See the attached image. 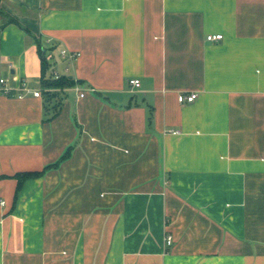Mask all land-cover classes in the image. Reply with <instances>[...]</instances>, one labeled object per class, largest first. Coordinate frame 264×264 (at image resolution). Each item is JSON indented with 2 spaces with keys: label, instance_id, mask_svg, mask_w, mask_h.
I'll return each instance as SVG.
<instances>
[{
  "label": "crops",
  "instance_id": "crops-1",
  "mask_svg": "<svg viewBox=\"0 0 264 264\" xmlns=\"http://www.w3.org/2000/svg\"><path fill=\"white\" fill-rule=\"evenodd\" d=\"M1 10L0 78L42 92L32 35L73 85L0 94V264H264V0Z\"/></svg>",
  "mask_w": 264,
  "mask_h": 264
},
{
  "label": "trees",
  "instance_id": "trees-1",
  "mask_svg": "<svg viewBox=\"0 0 264 264\" xmlns=\"http://www.w3.org/2000/svg\"><path fill=\"white\" fill-rule=\"evenodd\" d=\"M0 15L5 18V21L3 26L0 28V33L1 30L8 24H16L17 26H19V24L17 23V21H15L14 19L9 18L2 10H1V0H0ZM21 27V26H20ZM28 34H30L27 30H25ZM31 37H33L34 41L37 44V48H38V52H39V56L41 58V64H42V69H43V75L40 81V86L42 89V96L45 98V102H50L54 101L56 102V104L54 105V107H52V110L49 109V111H53L51 112L52 114L50 115V119L52 120L53 118H55L58 115V106H59V95L57 94L56 90H63L66 89L68 87H71L73 85V80L68 78V77H58L56 78L55 75L53 74H49V69H50V64L46 58L45 55V50L42 46V44L40 43V41H37L36 38L34 36L31 35ZM14 95V94H13ZM13 95L9 96V97H13ZM47 110V112H49ZM71 150L72 147H70L62 156L61 158L55 162L54 164L48 165L46 166L42 171L39 172H21L18 173L14 176V179H16L18 181V186H17V195L19 193V191L21 190L23 184L30 180V179H36V178H41L43 177L47 172L53 170V169H57L64 161H66L71 154Z\"/></svg>",
  "mask_w": 264,
  "mask_h": 264
},
{
  "label": "built area",
  "instance_id": "built-area-1",
  "mask_svg": "<svg viewBox=\"0 0 264 264\" xmlns=\"http://www.w3.org/2000/svg\"><path fill=\"white\" fill-rule=\"evenodd\" d=\"M222 39H223L222 35H216V36L210 35L207 37V40L209 42H214V41H218V40H222ZM62 55H63V57H66L72 61L76 60L79 57V54H67L65 52H63ZM12 79L14 82H16L18 84L16 88L11 87V85L9 84L7 79L0 78V94H2L4 96H11L14 94L15 96H17L19 98H23L30 93H32L37 98L42 96V92L40 90L33 89L27 81L18 80L15 77H13ZM130 84H131V86H133L135 88H139L141 86V82L139 80H131ZM81 96H83V95H81ZM197 98H198L197 94H191L190 96L187 97V101L189 103H193L197 100ZM171 134L181 135V133L178 131H171ZM0 205L6 206L7 202L6 201H0ZM172 241H173L172 237L169 236L167 238L168 244L171 245Z\"/></svg>",
  "mask_w": 264,
  "mask_h": 264
}]
</instances>
